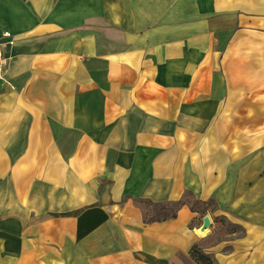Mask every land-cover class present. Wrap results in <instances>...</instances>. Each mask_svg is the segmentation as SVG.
I'll return each instance as SVG.
<instances>
[{
	"label": "crops",
	"instance_id": "obj_1",
	"mask_svg": "<svg viewBox=\"0 0 264 264\" xmlns=\"http://www.w3.org/2000/svg\"><path fill=\"white\" fill-rule=\"evenodd\" d=\"M5 33L0 264H197L218 216L213 263L264 264V0H0ZM186 193L216 211L143 222Z\"/></svg>",
	"mask_w": 264,
	"mask_h": 264
},
{
	"label": "trees",
	"instance_id": "obj_2",
	"mask_svg": "<svg viewBox=\"0 0 264 264\" xmlns=\"http://www.w3.org/2000/svg\"><path fill=\"white\" fill-rule=\"evenodd\" d=\"M137 203L143 210L144 223L160 222L175 218L178 210L185 205L192 211L199 212L200 218H202L206 212L214 213L216 211V205L213 200L201 201L194 198L191 193L184 194L179 200L172 203H154L141 199L138 200ZM208 205H212V207L210 209H202ZM217 218L222 219L219 216ZM190 255L197 264H213L212 258L201 250L199 243L192 246Z\"/></svg>",
	"mask_w": 264,
	"mask_h": 264
},
{
	"label": "rangeland",
	"instance_id": "obj_3",
	"mask_svg": "<svg viewBox=\"0 0 264 264\" xmlns=\"http://www.w3.org/2000/svg\"><path fill=\"white\" fill-rule=\"evenodd\" d=\"M211 207H212V205H208L202 209L203 210L204 209H210ZM218 222L220 224L219 223L217 224V229L213 232V234L210 235L206 241L199 242V245H200V248L202 251H203V246L210 245V244L214 243L216 240H219L221 238L229 237V236L225 237L224 235L231 234L230 232H232V233L236 232V234H239V232H241V230L238 226H235V227L232 226L231 224H229V222L227 220L218 219ZM219 228H221V229H219Z\"/></svg>",
	"mask_w": 264,
	"mask_h": 264
},
{
	"label": "built area",
	"instance_id": "obj_4",
	"mask_svg": "<svg viewBox=\"0 0 264 264\" xmlns=\"http://www.w3.org/2000/svg\"><path fill=\"white\" fill-rule=\"evenodd\" d=\"M10 34L5 33L3 38H0V79L3 78L6 67L8 65L9 57L6 55L5 47L7 44H12L13 41L10 39ZM7 39V40H6Z\"/></svg>",
	"mask_w": 264,
	"mask_h": 264
},
{
	"label": "water",
	"instance_id": "obj_5",
	"mask_svg": "<svg viewBox=\"0 0 264 264\" xmlns=\"http://www.w3.org/2000/svg\"><path fill=\"white\" fill-rule=\"evenodd\" d=\"M210 225V219L209 217H204L203 219V225H202V228H201V231H204V229L208 228Z\"/></svg>",
	"mask_w": 264,
	"mask_h": 264
}]
</instances>
